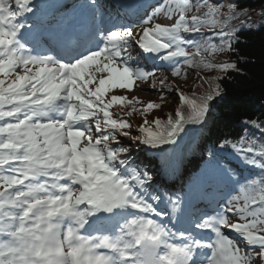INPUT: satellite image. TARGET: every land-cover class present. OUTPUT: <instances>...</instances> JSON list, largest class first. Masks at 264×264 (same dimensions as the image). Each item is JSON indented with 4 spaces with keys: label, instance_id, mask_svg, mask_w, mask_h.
<instances>
[{
    "label": "snow or ice",
    "instance_id": "6c2138e0",
    "mask_svg": "<svg viewBox=\"0 0 264 264\" xmlns=\"http://www.w3.org/2000/svg\"><path fill=\"white\" fill-rule=\"evenodd\" d=\"M33 12L32 0H0V264H264V146L245 137L220 143L243 165L258 169L259 178L242 182L233 169L218 165L236 194L230 192L211 213H194L187 227L173 232L146 217L178 220L176 213L184 212L179 199L167 197L159 209L165 200L153 178L131 166L129 149L118 139L152 149L174 144L185 124L204 121L219 85L199 99L181 93V107L164 121L147 118L159 103L137 108V97L105 100L110 90L132 91L137 81L156 88L150 80L155 72L129 63L134 45L167 62L173 77L181 76V59L189 68L236 69L207 57L233 50L237 31L230 21L241 15L237 6L230 3L224 11L209 0H167L141 17L139 31L108 29L100 37L103 47L70 54L66 62L32 55L25 46L19 18ZM158 16L173 23L156 22ZM159 84L161 91L173 87L167 77ZM114 105L144 117L139 135L132 134L130 122L113 118ZM104 222L114 235L81 234L101 231Z\"/></svg>",
    "mask_w": 264,
    "mask_h": 264
},
{
    "label": "trees",
    "instance_id": "16d2710c",
    "mask_svg": "<svg viewBox=\"0 0 264 264\" xmlns=\"http://www.w3.org/2000/svg\"><path fill=\"white\" fill-rule=\"evenodd\" d=\"M209 2L222 6L224 11L230 3L234 4L241 13L239 17L230 21L237 31V39L232 42L233 50L207 57L213 64L228 62L236 64L237 68L222 73L215 68H189L180 60L176 65L182 69L181 76L178 77L179 94L199 99L218 84L220 95L214 96L209 102V110L204 121L198 124H185L184 131L176 138L174 145L168 147L160 154L161 156L159 155L160 157L155 154L144 159L143 153L135 154L136 151L140 152V148L134 150L128 148L131 166L146 171L155 182L154 190L162 197H171L173 200L185 197L192 185L202 187V194L212 195L214 198L223 199L230 192L235 195L218 165L233 169L242 182L244 177L259 178L257 175L259 170L243 165L233 154L230 146L221 149L218 145L224 140L235 143L241 137H245L257 147L264 146V130L251 124V121H256L258 125L264 126V0H209ZM205 36L211 38L212 33L206 31ZM188 38L200 39L199 36ZM210 42L220 43L219 39H210ZM167 68L171 70L169 66ZM159 78L163 77L158 74L153 79L157 81ZM163 103V106H168L169 113L161 121L166 120L169 115L174 117L176 111V108L170 107V100L167 99ZM120 108L127 112L131 110L130 107ZM187 110L185 106L184 111ZM131 132L136 135L133 129ZM181 153H184L185 159L181 162L179 186L174 188V183L168 187L159 184L156 180V171L160 169L163 159L170 154ZM174 179L175 176H172L171 180ZM193 212L198 214L196 209H193Z\"/></svg>",
    "mask_w": 264,
    "mask_h": 264
},
{
    "label": "rangeland",
    "instance_id": "374dc122",
    "mask_svg": "<svg viewBox=\"0 0 264 264\" xmlns=\"http://www.w3.org/2000/svg\"><path fill=\"white\" fill-rule=\"evenodd\" d=\"M97 1H100V0H95V3ZM140 1L141 0H133L132 2L129 3L130 4L129 6H131L130 10H128L129 11L128 16L130 19L126 18V16L121 14L113 5L109 3L105 4V6L108 8L107 11L105 9L100 8V10L98 9L96 10V12L98 15L102 13L106 22L109 24L110 23L113 24L111 26L112 30H116L117 28H121V27H129V28H134L136 31H139L138 25L140 23L141 17H144L145 13L151 14L152 11L150 10V7H152L154 4L159 5L161 3V0H150V4L148 5V7L144 9L143 11L142 10L140 12L137 11L140 16L135 17L136 13L133 11L134 8L132 7V3L140 2ZM90 4L92 5V0ZM155 20L156 22H159L164 25H170L171 23H173L172 20H168L167 18L163 16ZM95 23L96 21H94L92 25L95 26ZM99 30L100 31L97 32L98 34H96L97 36H102L105 34L102 32L101 28H99ZM219 44L220 43H217V45ZM93 46L94 48L103 47V42L101 41V39L100 40L98 39L96 40V42L93 43ZM130 51H131V59L129 60V63L132 65L133 68H136V67L145 68L147 70L155 72V77L158 74H160V76L162 77H167V83L173 86L172 89L171 90L164 89L161 91V85L159 84L160 78L159 80L156 81L157 85L155 89L150 86V82L137 81L136 84L133 86L132 91H128L126 89L115 88V89L110 90L108 93H106L105 100H108L113 95L124 96L127 98V100H132L133 97H137L140 101V103L136 105L137 108H142L149 101L154 102V103H159L161 107L159 109L150 110V112L147 114V118L149 121H152L153 119H156V118L163 120L166 118L167 113H169V111L167 110L168 106L167 105L163 106L164 104L163 101H167V99L170 100L171 103L169 105L171 108L177 109L178 107H180V104H181L180 99H179L180 94L178 93V90H177V87L180 84L179 79L178 77H173L171 75V70L167 68L168 67L167 62L153 60L152 58L148 56L150 58L149 60L150 65L147 66L144 63V60L142 56L140 55V52L137 51L136 46H133V48ZM75 52H79V51H75ZM101 75L102 74L98 73L97 79L101 78ZM103 75H106V74H103ZM155 77L150 78V80ZM161 96L163 98H166V100L162 101ZM110 111L113 114V118L124 119L130 122L132 125L131 129L135 131L136 135H139L138 127L143 124V120H144L143 116L137 113H135L134 115L128 116L126 115L127 111H125V109H121L119 105H114L110 109ZM162 114H164V116ZM118 139L123 145L127 146L129 149L133 148L134 150V149L140 148L139 149L140 152L136 153L137 152L136 151L135 154L138 155V154L143 153L144 155H142V158L144 159H146L147 156H153L155 154L159 156L168 147L174 145V144H163L159 148L152 149V148H148L145 145H141L139 143L132 141L129 137H118ZM130 153H133V152H130ZM184 159H185L184 153H181L180 155L170 154L166 158H164L160 169L156 171V180L158 179V183L166 187L171 185V183H174L175 184L174 188H177L180 184L179 173H180V168L182 164L181 162L184 161ZM172 176H175L174 180H171ZM232 193H235V192H232ZM221 199L222 197L213 198V196L211 195L209 199H206L205 201L203 198V194H202V187H199L197 185H192L189 193L186 194L184 198L179 199L180 205L184 209V212L182 214L179 212L176 213V216L179 217V219L177 220L175 218H170V217H161L160 223L167 225V227L170 228L173 232H176V229H183L187 227L189 223L191 222V219L193 218V216H192V213L190 212V208L192 206L197 204V206L199 205L203 209L209 211V210H213L214 208H216L219 205V202ZM164 200H165L164 203H159L158 205L159 209H164L166 207V203H167L166 198ZM168 210L170 211V206ZM88 231L89 230H82V232H84L87 235L89 234ZM225 233L230 238H232L234 241H236L242 249L247 250L246 246L243 244V242L239 241V238L235 235V233L229 232L228 230H225Z\"/></svg>",
    "mask_w": 264,
    "mask_h": 264
},
{
    "label": "bare ground",
    "instance_id": "6f19581e",
    "mask_svg": "<svg viewBox=\"0 0 264 264\" xmlns=\"http://www.w3.org/2000/svg\"><path fill=\"white\" fill-rule=\"evenodd\" d=\"M76 1H79L80 3L77 6L73 5L74 8L69 13H67V15L65 17L74 18V17H77L79 12L92 10V7L88 6V4L84 0H76ZM112 1H114V0H104V3L108 4V3H112ZM118 1L122 4H128V3L132 2L133 0H118ZM166 2H167V0H163V1L161 0L160 4H164ZM102 3H103V0H100V1L96 2L95 4L99 5ZM149 4H150V0H141L140 2H133L132 7L134 8L133 9L134 12L136 13L135 17L140 16L137 11H139V12L141 10L143 11L144 9H146L148 7ZM157 5L158 4H154L152 7H150V10L152 11L154 6H157ZM160 17L161 16H158L155 19L160 18ZM62 18H63V16H61V17L58 16V18H54L52 20L53 21H55V20L60 21V20H62ZM19 19L21 22L26 20L28 23H32V22L36 23V21H35L36 19H35V17H33V13H26L24 16L20 17ZM27 27H30V26H27ZM29 29H31V28H29ZM23 30L24 29H22L21 32H23ZM64 32L65 31L61 30V34H63ZM65 35H66V37L70 36V34H68V33H66ZM34 37H35V35L32 38H34ZM75 46L76 45L74 43H69L67 45H63V48L61 49L58 57L61 56L63 59H65V58L67 59V57H69V54L72 51L73 47H75ZM136 48H137V51H140V49L137 46H136ZM57 55H58V53H57ZM129 218H131V217H129ZM146 218L154 219V220H156L157 223L161 222V217L147 216ZM98 227H99V225H98ZM88 230H90V229H88ZM81 234L87 235L84 232H81ZM114 234L115 233L112 230L111 225L108 222H104L103 227L101 228V231H98L97 235H114ZM176 242H179V236H178Z\"/></svg>",
    "mask_w": 264,
    "mask_h": 264
}]
</instances>
